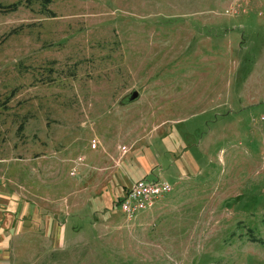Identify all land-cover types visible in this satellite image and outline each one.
<instances>
[{
    "label": "rangeland",
    "instance_id": "obj_1",
    "mask_svg": "<svg viewBox=\"0 0 264 264\" xmlns=\"http://www.w3.org/2000/svg\"><path fill=\"white\" fill-rule=\"evenodd\" d=\"M14 2L0 184L34 218L0 264H264V0Z\"/></svg>",
    "mask_w": 264,
    "mask_h": 264
},
{
    "label": "built area",
    "instance_id": "obj_2",
    "mask_svg": "<svg viewBox=\"0 0 264 264\" xmlns=\"http://www.w3.org/2000/svg\"><path fill=\"white\" fill-rule=\"evenodd\" d=\"M172 190V185L165 179L137 178L126 193L118 199L119 208L127 220L149 209L154 202Z\"/></svg>",
    "mask_w": 264,
    "mask_h": 264
},
{
    "label": "crops",
    "instance_id": "obj_3",
    "mask_svg": "<svg viewBox=\"0 0 264 264\" xmlns=\"http://www.w3.org/2000/svg\"><path fill=\"white\" fill-rule=\"evenodd\" d=\"M152 170L154 169L149 170L145 174L141 172L140 177L138 178H144ZM135 179H137V177L134 178L133 181ZM133 181L128 185L125 191L122 192V195L126 193V190L131 186ZM6 190V187H3V185L0 184V247H2V249H9L8 246H10L9 244L11 243L13 236L17 233H10L8 235L5 230L11 231V229H14L20 231L22 230L23 224H26L27 218H30L31 220L34 218L33 213L29 212V207H26L27 205L21 199L11 196L8 193L5 194L4 192ZM15 211L17 212L14 214Z\"/></svg>",
    "mask_w": 264,
    "mask_h": 264
},
{
    "label": "trees",
    "instance_id": "obj_4",
    "mask_svg": "<svg viewBox=\"0 0 264 264\" xmlns=\"http://www.w3.org/2000/svg\"><path fill=\"white\" fill-rule=\"evenodd\" d=\"M45 1H47V2H49L50 0H45ZM17 7H18V3H11V4H1L0 3V10L1 11H15L16 9H17ZM263 222H264V220H263ZM251 236L253 237V239H257L255 236H254V234H251Z\"/></svg>",
    "mask_w": 264,
    "mask_h": 264
},
{
    "label": "water",
    "instance_id": "obj_5",
    "mask_svg": "<svg viewBox=\"0 0 264 264\" xmlns=\"http://www.w3.org/2000/svg\"><path fill=\"white\" fill-rule=\"evenodd\" d=\"M139 97V92L137 90H133L128 96L127 100L129 102L136 100Z\"/></svg>",
    "mask_w": 264,
    "mask_h": 264
}]
</instances>
